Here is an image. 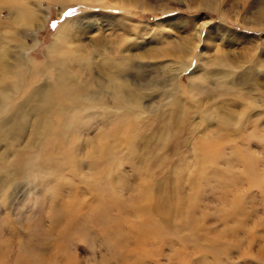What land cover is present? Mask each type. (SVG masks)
Returning a JSON list of instances; mask_svg holds the SVG:
<instances>
[{
	"label": "rangeland",
	"instance_id": "obj_1",
	"mask_svg": "<svg viewBox=\"0 0 264 264\" xmlns=\"http://www.w3.org/2000/svg\"><path fill=\"white\" fill-rule=\"evenodd\" d=\"M24 1L45 20L37 15L34 26L22 25L16 8L0 0V44L26 47L34 68L44 64L56 38L98 79L118 62L144 64L146 77L153 67L163 76L179 72L170 107L136 120L124 116L130 141L113 145L116 162L107 177L104 158L90 168V145L83 148L80 139L103 129L116 112L108 104L95 112L92 125L88 118L80 126L77 159L62 174L77 188L76 204L69 207L74 211L61 213L58 236L47 232L43 241L22 246L4 237L6 261L264 264V0ZM127 1L130 8L123 6ZM75 17L81 20L69 25ZM67 25L62 37L58 28ZM78 75L85 76L83 68ZM36 190L29 182L14 186L7 208L0 194V232L15 227L22 237L37 223ZM148 195L169 204L167 213H142Z\"/></svg>",
	"mask_w": 264,
	"mask_h": 264
},
{
	"label": "bare ground",
	"instance_id": "obj_2",
	"mask_svg": "<svg viewBox=\"0 0 264 264\" xmlns=\"http://www.w3.org/2000/svg\"><path fill=\"white\" fill-rule=\"evenodd\" d=\"M7 1L16 8L19 21L23 22L22 25L25 23L29 27L34 26L33 22L37 15H39L38 19L43 16L45 20L41 12L34 11L31 2ZM67 1L100 3L106 0ZM123 6L130 8L131 2L127 1ZM80 20V17H75L70 20L69 25L77 24ZM259 20L262 27L261 15ZM14 23L17 25L15 21ZM69 25L58 28V33L62 37L63 34L68 33ZM39 27L35 25L34 29ZM54 36H58L61 42V36L57 33ZM53 40L45 51L44 64L37 68H34L31 60L26 58V47L17 45L12 48L10 47L12 41L6 40L0 44V194L5 197L1 200L4 205L2 203L1 205L6 208L9 206L8 202L13 199L7 200L8 193L14 186H20L23 182L34 183L37 187L35 195L39 197L38 207L36 206L34 212L37 223L29 229L27 226L28 231L22 237L18 235L15 227L12 229L10 227L7 232L5 231L6 234L0 232L2 264H12V261H6L4 258L7 246L4 237L8 243L13 240L21 245L23 241L30 242L29 244L43 241L48 238L47 232L53 237L58 236L57 225L61 223V213L64 210L66 213L74 211L69 207L76 204L77 188L73 187L62 174L63 171L69 174L77 159L80 147L77 148L79 140L76 132L80 126L85 127L84 123H87L88 118L89 125H92L96 121L91 123L97 114L95 112L108 109V104L116 112L113 121L102 124L103 129L87 135L89 139L87 137L80 139L83 148H89L90 145L89 154L85 155L92 162L90 168L96 166L93 160L102 162L104 158L106 166L109 167L108 171L106 169L104 171L107 177L110 168L116 162L113 145L121 141V138L130 141L129 132L125 130V121H123L125 117H134L136 120L138 117L142 118L144 112H157L161 108L170 107V98L179 72L177 70L170 75L167 73V76H163L162 73L158 75L155 67L151 66L154 72L150 77H146L142 72L145 69L144 64L141 65L139 62V65L123 67L118 62L109 67V69L114 68L113 70L104 73V77L99 76L98 79L81 59L63 50L56 38ZM16 47L21 48L20 53ZM121 60L127 62L125 58ZM79 68L84 69V77L78 75ZM254 71L259 75V70ZM252 72V68L246 69L244 74L249 75ZM255 80L259 85L257 77ZM188 92L194 99L192 90ZM144 97H153V100L148 101L147 106H144L141 103ZM100 115L102 114L98 117ZM135 120H130L131 128ZM67 164L70 165L69 169L66 167ZM44 202L48 204L45 205ZM148 202L150 205L147 208L142 206L140 210L142 213L154 210L156 213L166 214V209L171 207L167 203L153 200L149 195ZM44 220L50 226L48 231H43ZM5 222L9 223L7 219ZM144 238L145 233H140L139 241ZM18 261L19 259L14 264H18ZM32 261L35 259L25 258L19 264H39V261Z\"/></svg>",
	"mask_w": 264,
	"mask_h": 264
}]
</instances>
